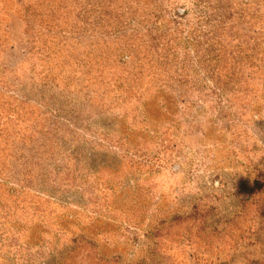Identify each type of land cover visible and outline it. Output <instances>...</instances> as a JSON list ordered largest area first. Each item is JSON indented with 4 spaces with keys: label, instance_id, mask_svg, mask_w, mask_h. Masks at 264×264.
<instances>
[{
    "label": "rangeland",
    "instance_id": "374dc122",
    "mask_svg": "<svg viewBox=\"0 0 264 264\" xmlns=\"http://www.w3.org/2000/svg\"><path fill=\"white\" fill-rule=\"evenodd\" d=\"M84 2L0 0V264H264V0H234L260 61L225 96L146 87L139 32L143 96L115 106L82 62Z\"/></svg>",
    "mask_w": 264,
    "mask_h": 264
},
{
    "label": "trees",
    "instance_id": "16d2710c",
    "mask_svg": "<svg viewBox=\"0 0 264 264\" xmlns=\"http://www.w3.org/2000/svg\"><path fill=\"white\" fill-rule=\"evenodd\" d=\"M160 1L151 0L149 8L140 0H85L79 13L77 35L86 40L82 62L96 68L106 93L117 92L114 106L143 96L145 86L138 73L123 69L131 66L128 56L133 53L136 58L140 45L157 57L158 68L144 78H149L146 87L157 86L159 91L188 85L196 92V86H203L201 95L223 97L225 88L239 81L236 77L244 66L257 67L260 59L254 57V50L261 45V22L255 10L249 16L250 8L234 0H195L190 20L187 11L176 10V0H164L167 5ZM243 27L247 34L241 35ZM75 30L73 25L68 32ZM139 32L144 40L135 45ZM197 76H202V84L193 82ZM205 90L209 92L202 94Z\"/></svg>",
    "mask_w": 264,
    "mask_h": 264
}]
</instances>
